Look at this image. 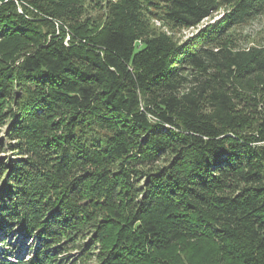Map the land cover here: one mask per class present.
<instances>
[{"label":"trees","instance_id":"1","mask_svg":"<svg viewBox=\"0 0 264 264\" xmlns=\"http://www.w3.org/2000/svg\"><path fill=\"white\" fill-rule=\"evenodd\" d=\"M85 1L0 0V264H264V0Z\"/></svg>","mask_w":264,"mask_h":264},{"label":"rangeland","instance_id":"2","mask_svg":"<svg viewBox=\"0 0 264 264\" xmlns=\"http://www.w3.org/2000/svg\"><path fill=\"white\" fill-rule=\"evenodd\" d=\"M118 0H87L82 3V13L80 16L79 22H90L94 25L101 24L105 22L109 18V10L111 8L112 4H116ZM147 6V5H144ZM18 11L19 13L23 14V8L18 5ZM29 10V9H28ZM144 14L146 15V21L147 24L150 27V30H156L158 32H165L168 35L172 36V38L180 43H184L187 40L195 37L200 31H202L204 28L208 27V25L217 23L220 21L225 12L226 8H220L219 10L215 11L212 15L205 18L203 21H201L198 25L190 28H173L172 26L168 25L165 21L163 22L161 17H156V14H160L162 16L163 9L162 8H151L147 7L143 9ZM32 12V13H30ZM30 18L33 20V18L36 16V12L34 9L30 8ZM28 15V14H27ZM29 16V15H28ZM57 26L56 33H59ZM50 30V31H49ZM52 29L48 26L43 27L44 32H52ZM228 42L229 46L233 49H242V50H250L251 48H260L264 46V14L261 16L251 20L249 23L237 26L233 28L230 33L228 34ZM11 118H9L6 122V125H0V141L5 142V147H0V162L4 161L9 164V159L12 158V154L9 152V146L8 143L4 140L5 134L8 131L10 127ZM11 240V238H7V241ZM86 241H79L80 244H84ZM16 245H19L14 241ZM3 243L0 241V256L2 255V252H4L5 247H3ZM25 244H22L21 248H19V251L15 252L16 254H24L23 252L26 250ZM80 249L76 248L73 251L68 252V255H79ZM67 255V253L65 254ZM69 257V256H67ZM87 264H97L96 260H87Z\"/></svg>","mask_w":264,"mask_h":264}]
</instances>
